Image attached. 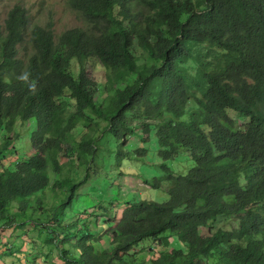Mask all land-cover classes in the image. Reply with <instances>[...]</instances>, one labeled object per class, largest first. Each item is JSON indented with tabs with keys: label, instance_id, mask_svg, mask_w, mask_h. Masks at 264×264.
Here are the masks:
<instances>
[{
	"label": "trees",
	"instance_id": "trees-1",
	"mask_svg": "<svg viewBox=\"0 0 264 264\" xmlns=\"http://www.w3.org/2000/svg\"><path fill=\"white\" fill-rule=\"evenodd\" d=\"M66 1L86 27L30 28L16 4L0 28V230L32 225L64 264H264V0ZM88 60L111 80L102 100ZM137 129L144 145L155 136L168 200L65 225ZM181 155L193 165L177 175L167 162Z\"/></svg>",
	"mask_w": 264,
	"mask_h": 264
},
{
	"label": "rangeland",
	"instance_id": "rangeland-1",
	"mask_svg": "<svg viewBox=\"0 0 264 264\" xmlns=\"http://www.w3.org/2000/svg\"><path fill=\"white\" fill-rule=\"evenodd\" d=\"M16 4L23 5L27 10L30 28L35 25L44 27L51 21L54 34L59 35L68 29L87 26L82 17L67 5L66 0H0L1 29H3L8 11ZM135 53L142 55L143 51L140 48H135ZM85 68L89 76L100 87V92L96 97L102 100L105 96L110 95L113 89L107 70L96 60H88L85 63ZM32 128L29 131H32ZM28 135L27 132L22 134V139L25 140L20 142L21 144H17V156L29 154ZM140 139V131L137 129L123 149L127 157L120 164H116L112 157L105 159L102 163L101 174L90 179L79 189L80 196L67 211L68 217L64 220L65 225H71L73 222L79 225L93 224L94 222L106 224L109 219L107 214H112L111 209L114 208L113 215H115V219H118L123 208L121 205L127 201L146 200L163 203L168 200V183L166 174L159 168L161 161L157 157L155 136L151 137V142L147 145L142 144ZM147 146L146 156L139 157L135 154L137 149ZM192 165L190 161H186L183 155L174 161L167 162L168 168L177 175H184ZM154 182H159L160 188L153 187ZM100 206L107 210L106 213L99 209ZM106 232H110L107 226L100 225L97 229V237L101 238L100 249L110 248L111 239ZM207 232L206 228L200 229V234L203 236ZM143 244L145 246L144 254L149 250L157 252L156 245L152 242L147 240ZM171 247L177 248L178 246L172 242ZM139 250L137 249V251ZM158 251L162 250L158 249ZM149 257L150 255L143 256L146 260ZM0 264L64 263L59 259L55 248L45 245L43 231L36 230L30 224H23L20 227L0 230Z\"/></svg>",
	"mask_w": 264,
	"mask_h": 264
}]
</instances>
